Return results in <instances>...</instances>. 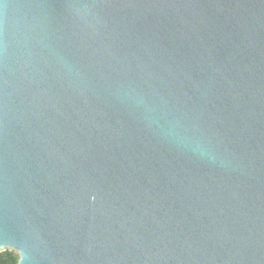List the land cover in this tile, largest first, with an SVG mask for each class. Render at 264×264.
Listing matches in <instances>:
<instances>
[{
	"label": "water",
	"instance_id": "water-1",
	"mask_svg": "<svg viewBox=\"0 0 264 264\" xmlns=\"http://www.w3.org/2000/svg\"><path fill=\"white\" fill-rule=\"evenodd\" d=\"M5 250L264 264V0H3Z\"/></svg>",
	"mask_w": 264,
	"mask_h": 264
},
{
	"label": "trees",
	"instance_id": "trees-1",
	"mask_svg": "<svg viewBox=\"0 0 264 264\" xmlns=\"http://www.w3.org/2000/svg\"><path fill=\"white\" fill-rule=\"evenodd\" d=\"M18 261V254L11 250L0 252V264H16Z\"/></svg>",
	"mask_w": 264,
	"mask_h": 264
},
{
	"label": "snow or ice",
	"instance_id": "snow-or-ice-1",
	"mask_svg": "<svg viewBox=\"0 0 264 264\" xmlns=\"http://www.w3.org/2000/svg\"><path fill=\"white\" fill-rule=\"evenodd\" d=\"M3 2V0H0V3H2Z\"/></svg>",
	"mask_w": 264,
	"mask_h": 264
}]
</instances>
